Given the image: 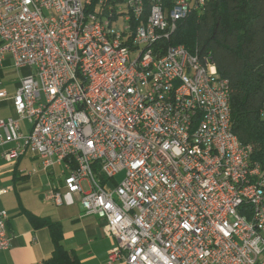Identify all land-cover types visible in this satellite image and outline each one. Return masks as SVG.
<instances>
[{"label": "built area", "instance_id": "1", "mask_svg": "<svg viewBox=\"0 0 264 264\" xmlns=\"http://www.w3.org/2000/svg\"><path fill=\"white\" fill-rule=\"evenodd\" d=\"M165 1L0 0V59L33 69L0 144L10 160L63 164L51 198L78 196L104 221L108 264H264V166L233 131L230 84L210 57L169 43L207 0ZM11 241L0 210V250Z\"/></svg>", "mask_w": 264, "mask_h": 264}, {"label": "crops", "instance_id": "2", "mask_svg": "<svg viewBox=\"0 0 264 264\" xmlns=\"http://www.w3.org/2000/svg\"><path fill=\"white\" fill-rule=\"evenodd\" d=\"M31 73V67L16 68L9 55L0 59V92H6L0 98V119L17 117L12 97L21 79ZM30 127L26 120H20L23 132ZM11 147L0 144V210L7 212L12 234L10 248L0 250V264H44L55 250L48 221L59 225L61 245L74 251L82 264H108L116 239L107 234L104 221L85 214L78 196L71 205H58L51 198L52 190L63 184V164L45 170L31 152L10 160L6 153Z\"/></svg>", "mask_w": 264, "mask_h": 264}, {"label": "trees", "instance_id": "3", "mask_svg": "<svg viewBox=\"0 0 264 264\" xmlns=\"http://www.w3.org/2000/svg\"><path fill=\"white\" fill-rule=\"evenodd\" d=\"M165 3L172 5L171 0ZM159 43L167 44V38ZM169 43L212 59L230 84L233 131L252 146L253 159L264 166V0H207L203 11L178 23ZM46 223L55 250L44 264H82L74 251L61 245L59 225Z\"/></svg>", "mask_w": 264, "mask_h": 264}, {"label": "bare ground", "instance_id": "4", "mask_svg": "<svg viewBox=\"0 0 264 264\" xmlns=\"http://www.w3.org/2000/svg\"><path fill=\"white\" fill-rule=\"evenodd\" d=\"M120 17H128V10H120ZM154 34H161V27H154ZM163 38H167V36H158V44ZM147 50H156V42H148Z\"/></svg>", "mask_w": 264, "mask_h": 264}, {"label": "rangeland", "instance_id": "5", "mask_svg": "<svg viewBox=\"0 0 264 264\" xmlns=\"http://www.w3.org/2000/svg\"><path fill=\"white\" fill-rule=\"evenodd\" d=\"M124 176H125V172L124 171H121V172H119L116 176H115V180L116 181H121L123 178H124Z\"/></svg>", "mask_w": 264, "mask_h": 264}]
</instances>
